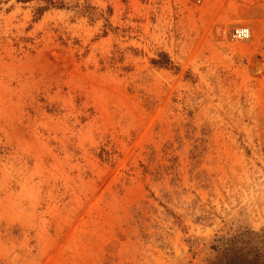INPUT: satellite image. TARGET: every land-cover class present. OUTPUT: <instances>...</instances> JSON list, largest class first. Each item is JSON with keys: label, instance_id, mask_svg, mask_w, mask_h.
Masks as SVG:
<instances>
[{"label": "rangeland", "instance_id": "1", "mask_svg": "<svg viewBox=\"0 0 264 264\" xmlns=\"http://www.w3.org/2000/svg\"><path fill=\"white\" fill-rule=\"evenodd\" d=\"M263 63L264 0H0V264H264Z\"/></svg>", "mask_w": 264, "mask_h": 264}, {"label": "trees", "instance_id": "2", "mask_svg": "<svg viewBox=\"0 0 264 264\" xmlns=\"http://www.w3.org/2000/svg\"><path fill=\"white\" fill-rule=\"evenodd\" d=\"M51 5H53L52 2H50ZM156 65L160 67H167L168 63L167 62H162V63H156ZM220 244L216 246L214 249L217 250L220 253L219 257V263H213V264H221V262H225V264H233L236 261H242V262H247L250 263L248 256L244 255L242 252H240L239 248H234L233 246L229 244V242H219ZM229 244V245H228ZM260 256L257 255V262L258 263ZM263 258V256H261ZM254 263V264H255ZM253 264V263H251Z\"/></svg>", "mask_w": 264, "mask_h": 264}, {"label": "built area", "instance_id": "3", "mask_svg": "<svg viewBox=\"0 0 264 264\" xmlns=\"http://www.w3.org/2000/svg\"><path fill=\"white\" fill-rule=\"evenodd\" d=\"M197 3H203L206 0H195ZM251 37V31L247 27H237L231 32L232 42H245Z\"/></svg>", "mask_w": 264, "mask_h": 264}, {"label": "bare ground", "instance_id": "4", "mask_svg": "<svg viewBox=\"0 0 264 264\" xmlns=\"http://www.w3.org/2000/svg\"><path fill=\"white\" fill-rule=\"evenodd\" d=\"M259 69V68H258ZM260 69H261V71H263L264 72V63L263 64H261V66H260Z\"/></svg>", "mask_w": 264, "mask_h": 264}]
</instances>
